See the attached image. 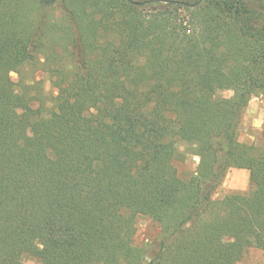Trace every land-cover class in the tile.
Returning <instances> with one entry per match:
<instances>
[{"label": "trees", "instance_id": "1", "mask_svg": "<svg viewBox=\"0 0 264 264\" xmlns=\"http://www.w3.org/2000/svg\"><path fill=\"white\" fill-rule=\"evenodd\" d=\"M37 58L48 110L32 106L35 82L11 78ZM258 95L264 0H0V264L264 252V150L237 140ZM229 169L248 171V189L214 200ZM139 216L158 228L150 249L134 245Z\"/></svg>", "mask_w": 264, "mask_h": 264}, {"label": "rangeland", "instance_id": "2", "mask_svg": "<svg viewBox=\"0 0 264 264\" xmlns=\"http://www.w3.org/2000/svg\"><path fill=\"white\" fill-rule=\"evenodd\" d=\"M55 16L58 12H54ZM36 65L32 66L26 63L20 68L19 75L12 73L11 78L15 82H26L27 84H36L31 92L36 94L37 100L33 103V108L38 105L44 106L47 110L51 108L53 99L56 96V90L51 85V76L38 65V58L35 60ZM231 90H221L216 93L217 98L228 99L232 97ZM33 128H29L26 133L30 135ZM237 140L246 145H253L259 150H264V97L258 95L252 97L237 127ZM185 145H180L179 150L183 151ZM198 158L192 154L186 157L184 163H177L176 168L182 178H187L197 167ZM248 171L241 169H229L223 179L221 186L214 193L213 199L219 200L228 193H244L248 189ZM158 235V228L149 219L139 216L136 219V234L134 236V245L136 247L151 248L154 240ZM24 264H41L37 259L24 256ZM237 264H264V254L262 256H250L246 254Z\"/></svg>", "mask_w": 264, "mask_h": 264}, {"label": "crops", "instance_id": "3", "mask_svg": "<svg viewBox=\"0 0 264 264\" xmlns=\"http://www.w3.org/2000/svg\"><path fill=\"white\" fill-rule=\"evenodd\" d=\"M247 254H249L250 256L254 255V256H262V254H264L263 251L258 250V249H249Z\"/></svg>", "mask_w": 264, "mask_h": 264}]
</instances>
